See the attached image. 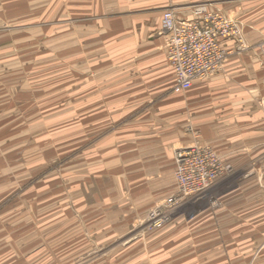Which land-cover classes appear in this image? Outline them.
I'll return each instance as SVG.
<instances>
[{
    "label": "rangeland",
    "instance_id": "obj_1",
    "mask_svg": "<svg viewBox=\"0 0 264 264\" xmlns=\"http://www.w3.org/2000/svg\"><path fill=\"white\" fill-rule=\"evenodd\" d=\"M199 6L240 26L244 43L230 54H255L245 82L264 85V0L189 7ZM115 7L0 0V264H188L201 248L223 264L222 248L243 240L252 250L239 264H264V135L240 143L254 153L236 168L189 111L174 117L190 96L176 91L165 46L146 56L152 40L142 25L114 20ZM246 95L264 107V91ZM187 149L233 170L171 208L176 157Z\"/></svg>",
    "mask_w": 264,
    "mask_h": 264
},
{
    "label": "crops",
    "instance_id": "obj_2",
    "mask_svg": "<svg viewBox=\"0 0 264 264\" xmlns=\"http://www.w3.org/2000/svg\"><path fill=\"white\" fill-rule=\"evenodd\" d=\"M197 1L199 0H113V3L117 6L113 10L115 12L113 13V19L120 20V23H123L122 26L126 28H132L135 24L137 26L142 25V31L146 33L149 40H152L145 42L146 45L153 46L155 49L151 53L146 51L145 55L151 57L150 54H157L159 47H164L166 43V37L161 35V21L164 11L174 9V12L179 13L177 15L180 18L190 20L193 19V13L189 6L197 3ZM139 21L140 23H138ZM225 45L232 49L234 48L232 47V42H226ZM255 56L253 53L249 55L230 54L222 74H220L221 72L218 75L216 74V77H213L208 82L195 81L188 90L190 97L187 104L183 107L179 103V105L174 107V117L181 116L182 111H189L195 117L193 120L197 127L202 129V136L217 146L220 143L223 153L221 151L218 152L229 158L230 163L236 168H242L245 164L244 159L254 153V150L250 149L248 154L240 151L238 147L245 149V146L240 145V143L247 141L246 145L251 148L254 147V144H251L250 141L261 138L264 135L262 131L256 133L258 126L264 125V110H262L264 107L259 105L260 100L249 99L246 95L250 91H264V85H247L245 82V71L249 66L246 61ZM240 76H242L241 79ZM233 77L236 79H232ZM153 88H157V91L165 92L172 90L173 86L156 84ZM247 124H254V129L247 132V128L251 129V127L246 126ZM251 133L252 135H250ZM215 142H218V144ZM135 166L131 170L142 169L140 164ZM231 217L234 218L235 215H231ZM201 229L213 230L211 226L198 228L197 230ZM244 241L231 243L228 247L224 246L222 248L221 259L223 264H239L240 256L243 259V255H240V253L251 252V245ZM163 251H166V249ZM174 251H177V248ZM191 252L194 254L196 250L191 249ZM200 252L205 255L200 258L197 256L191 258L188 264H212L213 256H220L218 251H213L210 254L209 248H201ZM229 253H233L232 257L234 259H229L231 258Z\"/></svg>",
    "mask_w": 264,
    "mask_h": 264
},
{
    "label": "built area",
    "instance_id": "obj_3",
    "mask_svg": "<svg viewBox=\"0 0 264 264\" xmlns=\"http://www.w3.org/2000/svg\"><path fill=\"white\" fill-rule=\"evenodd\" d=\"M192 13L193 19L188 20L173 10H165L161 21L167 60L177 80L176 91L182 92L222 67L232 50L226 42H232V47L244 43L242 29L232 20L206 6L196 7ZM209 156L199 149L177 154L178 189L167 201L171 208L205 193L232 172L231 167L223 168ZM157 217L153 215L152 220Z\"/></svg>",
    "mask_w": 264,
    "mask_h": 264
},
{
    "label": "bare ground",
    "instance_id": "obj_4",
    "mask_svg": "<svg viewBox=\"0 0 264 264\" xmlns=\"http://www.w3.org/2000/svg\"><path fill=\"white\" fill-rule=\"evenodd\" d=\"M232 55V54H231Z\"/></svg>",
    "mask_w": 264,
    "mask_h": 264
}]
</instances>
